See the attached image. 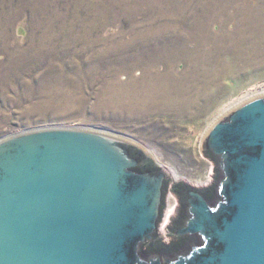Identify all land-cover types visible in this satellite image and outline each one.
I'll return each instance as SVG.
<instances>
[{
	"label": "water",
	"instance_id": "water-1",
	"mask_svg": "<svg viewBox=\"0 0 264 264\" xmlns=\"http://www.w3.org/2000/svg\"><path fill=\"white\" fill-rule=\"evenodd\" d=\"M198 148L213 166L192 187L171 184L148 149L107 130L0 138V264H264V89L218 114ZM169 187L177 205L160 231ZM175 190L184 212L169 233L184 243L159 250L158 234L172 240Z\"/></svg>",
	"mask_w": 264,
	"mask_h": 264
},
{
	"label": "rangeland",
	"instance_id": "rangeland-1",
	"mask_svg": "<svg viewBox=\"0 0 264 264\" xmlns=\"http://www.w3.org/2000/svg\"><path fill=\"white\" fill-rule=\"evenodd\" d=\"M121 1L123 2L119 0H0V26H8L9 43L18 39L21 45L27 47L38 44L43 34L53 38L50 45L52 49L43 53L44 55L41 54L38 63L23 74V82H14L3 96L0 93V138L46 126L78 125L99 128L128 137L148 149L155 161L170 173L171 184L184 180L192 186H202L208 182L209 172L213 166V163L201 156L199 152L198 144L202 132L230 104L264 89V48L259 57L250 56L248 52L251 48L259 46L258 42L253 43L256 39H250L243 45L232 42V46L227 47L230 50L226 49L225 55L222 56L224 69L213 74L217 76V82L222 85V88L216 90V87L214 89L212 87L208 90L209 95L213 94L215 98L212 99L211 96L206 105L202 103L203 108L199 115H181L182 113L166 111L165 115H147L140 121L131 117L117 119L109 116L108 114L112 111L104 107L102 113L98 112L96 90L100 82L97 78L93 79L103 75L110 77L113 74L114 65L98 66L96 63L105 73L90 70L87 61L89 52L87 45L96 38V33L91 32L87 43L84 40L85 35L81 34L82 30L94 19L105 21L103 31H97V35L102 38L94 43L102 51L107 46L115 47L120 42L131 40L139 31H150L151 27L158 30L160 24L171 22V19L166 17L167 9L175 6V1L176 7L184 4V0H154L153 2L149 0L152 4L155 3L154 5L148 0ZM198 1L204 0L194 2ZM243 1L248 0H219L218 4L225 9V15L232 18L220 23L223 16H219L208 26L211 29L214 26L220 27L219 33L232 32L234 27L239 29L240 26L257 34L264 33V19L251 23L241 21L237 11ZM160 12L166 14L165 17L164 15L162 18L158 17ZM131 27L137 28L131 30ZM19 28L23 29V34H18ZM172 33V31L166 32L167 35ZM68 34L74 38L73 41L67 40ZM158 34L163 36L162 33ZM243 46H247L246 54L241 55L231 51ZM130 52L121 57L137 59L143 54ZM6 56L1 47L0 61L5 62ZM148 58L143 54V60ZM210 60L206 58L204 62L208 63ZM95 61L98 62V60ZM181 62L185 64L184 61ZM118 79L121 83L124 82L123 75ZM106 101L102 99L103 105ZM174 123L176 124L173 125ZM166 199L167 205L159 226L160 231L167 224L168 217L177 205L176 199L170 193V187L167 190Z\"/></svg>",
	"mask_w": 264,
	"mask_h": 264
},
{
	"label": "bare ground",
	"instance_id": "bare-ground-1",
	"mask_svg": "<svg viewBox=\"0 0 264 264\" xmlns=\"http://www.w3.org/2000/svg\"><path fill=\"white\" fill-rule=\"evenodd\" d=\"M194 1L184 0V4L182 3L183 5L177 7L175 1V6L165 11L167 13V15L165 14L166 17H169L171 22L160 24L158 30L151 27L150 31H139L137 35L140 37L134 35L131 40H123L124 42H120L115 47L107 46L102 51L94 43L102 38L97 35V31L102 30L105 21L94 19L85 26L81 34L85 35L84 40L87 43L91 32L96 33V38H93L87 45L89 47L87 61L90 70L105 73L98 66H102L101 64H109L110 67L114 65L112 67L113 74L110 77L104 75L93 77V79L97 78L100 82V86L96 90V107L99 113H102L104 107L108 111H112L108 114L109 116L117 119L131 117L136 121L142 120L147 115H165L166 111H172L176 114L182 113L181 115H199L202 112V103L206 105L211 96L212 99L215 98V95H209L208 90L212 87L213 89L216 87V90L222 88V85L217 82V76L213 74L224 69L225 64L222 62V56L225 55L226 49H229L227 47L232 46V42L242 43L243 45L244 42H248L250 39H256L253 43L258 42L259 46L251 48L248 52L250 56L261 57L264 48V33L251 32L250 29L244 26H240L239 29L234 27L232 32L226 31L225 33H219L220 27L218 28V26L217 28L214 26L212 30L208 25L217 20L219 16H223L220 23L232 17L225 15V9L218 4L219 0ZM162 13L158 14V17L162 18L164 15ZM237 14L243 23L262 21L264 19V0L241 2ZM135 28L131 27V30ZM19 29L18 34H23V29ZM165 31H172L173 33L167 35ZM141 33L142 35H140ZM158 33H162L163 36ZM66 38L70 42L74 39L69 34ZM51 41H53V38L43 34L39 43L35 45L24 47L18 39L13 42L14 44L9 43L8 26H0V45L7 54L6 61H0V93L2 96L6 90L13 86L14 82H23V74L30 71L33 65L38 63L41 54H45L52 49L50 46ZM141 45L142 48H140ZM128 47L130 51L143 53L149 58L143 60V54H141V57L137 59L131 57L123 59L121 55L131 53ZM246 47L231 49V51L241 55L246 54ZM29 52L32 53L29 55ZM206 58L211 60L205 63ZM95 60H98V62ZM181 61H184L185 64L183 65ZM195 63L196 65H194ZM122 75L124 76L123 83L118 79ZM102 99L107 100L104 105Z\"/></svg>",
	"mask_w": 264,
	"mask_h": 264
},
{
	"label": "flooded vegetation",
	"instance_id": "flooded-vegetation-1",
	"mask_svg": "<svg viewBox=\"0 0 264 264\" xmlns=\"http://www.w3.org/2000/svg\"><path fill=\"white\" fill-rule=\"evenodd\" d=\"M187 184V183H186ZM189 186H191L190 184H188ZM212 185V184H211ZM194 187V186H192ZM197 188V187H195ZM210 187H207L205 189H202L204 192H208L210 190ZM201 189V188H200ZM175 193V195L178 198V207H177V213L176 215L171 219L170 223L166 226L165 232L166 234L172 238V240L170 242L167 243H163L162 240L159 238V234H158V239L156 240V242L154 243V248L156 247L157 249L161 250V248H178L180 247L184 241L181 238H178L176 236H172L169 232L174 229L176 227V225L180 222L183 212H184V206H183V201L181 199V197L178 195V193L175 191H173ZM164 210V209H163ZM163 218V216H162ZM162 221V220H161ZM161 223V222H160ZM147 249V247H145V250Z\"/></svg>",
	"mask_w": 264,
	"mask_h": 264
}]
</instances>
